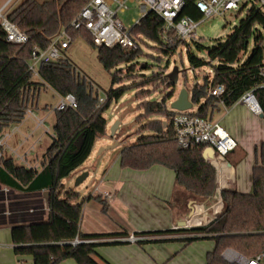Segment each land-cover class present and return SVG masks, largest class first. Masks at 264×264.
Masks as SVG:
<instances>
[{
    "label": "trees",
    "instance_id": "1",
    "mask_svg": "<svg viewBox=\"0 0 264 264\" xmlns=\"http://www.w3.org/2000/svg\"><path fill=\"white\" fill-rule=\"evenodd\" d=\"M89 1L22 2L7 14V18L27 35L28 42L25 45L9 42L0 26V137L7 129L22 123L28 109L37 106L36 99L42 89L51 88L62 96L73 94L78 101L76 110L56 112L53 141L45 152L39 169L20 165L13 158L0 159V228H10L14 254L17 257L30 256L32 264H61L69 259L77 264H101L94 258L98 256L95 248L100 244L71 245L77 238L88 240L101 236L82 234L84 202L77 203L79 194L73 190L66 192L63 181L80 170L98 141L108 137L105 113L113 101L120 100L130 89L138 90L135 100L139 101L136 109L141 111L136 119L140 126L137 131L139 136L133 144L121 149L120 166L136 171L163 166L174 172L176 185L193 196L201 197L207 203L218 198L217 171L203 157L205 148H183L176 140L171 123L174 113L167 106L173 94H168L161 101L147 100L151 95L150 90H144L147 86H152L155 91L162 86L173 89L166 70L161 68L153 72L151 77L137 74L156 66L136 63L146 56L140 41L150 49H159L164 55L173 54L185 43L176 41L174 45L165 44L161 38L164 22L151 13L133 29V35L138 39L136 49L97 47L86 29L75 30L71 27L72 21ZM184 1L185 8L180 18L200 20L202 14L196 8V0ZM63 31L67 32L72 42L76 36H84L97 49L103 68L113 71L112 87L106 93V101L102 105L100 98L93 95L92 83L68 59L42 64L39 78L34 77L29 70L33 48L47 49ZM194 43L200 52H206L207 58H199L189 49L187 55L191 67H209L213 78L206 76L203 83L197 84L190 92L192 103L199 106L193 115L213 120L214 114L219 110V98L210 96L209 92L217 85H224L226 88L220 99L230 109L244 93L264 83L261 75L264 69V11L256 4L247 9L245 16L226 40L217 41L210 47L197 41ZM136 65L139 66L137 75L133 73ZM122 66H127L129 71L124 77ZM140 77L143 79H139ZM126 81L132 83L124 85ZM118 84L121 86L115 89L114 86ZM256 95L264 117V91L259 89ZM155 116L165 118L167 126H164L165 120L151 119ZM255 156L253 192L246 194L234 188H225L221 192L220 213L208 225L139 235H195L171 239L187 244L212 240L215 247L207 254L206 264H230L223 258L227 249L249 259L264 253V144L260 149H255ZM97 199L106 207L104 201ZM168 241L170 239H152L141 244ZM102 262L106 264L105 261Z\"/></svg>",
    "mask_w": 264,
    "mask_h": 264
},
{
    "label": "crops",
    "instance_id": "2",
    "mask_svg": "<svg viewBox=\"0 0 264 264\" xmlns=\"http://www.w3.org/2000/svg\"><path fill=\"white\" fill-rule=\"evenodd\" d=\"M24 1L0 0V10L4 9V13L8 14ZM108 2L113 9L116 8V4L112 0H108ZM39 96L36 99L37 106L33 109L35 113L39 105ZM216 112L219 113L217 122L238 143L237 149L220 164L223 169V180L227 185L226 188H234L241 193L250 194L253 192V168L256 164L255 149L263 139L262 134L259 137L255 136L254 130L250 129L249 124L250 122L260 123V121L264 123V117L255 115L243 105H234L228 111L219 108ZM215 117L216 113L213 120ZM108 128L109 124L107 132ZM38 130L37 121L28 116L22 123L17 124L16 131H12L11 128L7 129L6 133L10 134V137L7 139L8 148L5 151V157L13 158L16 162L18 158L13 153L16 152L20 156L27 155V158H31L30 148L32 147L31 151L36 152V146L43 140V136L36 137ZM35 137L37 140L31 147L27 148V143ZM100 141L96 143L94 149L100 147ZM117 144L118 146L114 148L117 150L115 151L116 156L111 162H108L105 157L106 151L101 150L102 158H105V164L108 166L102 179L95 186V188H99V192L96 193L94 188L90 195L84 197L82 201L83 196L78 193L77 203L84 202L82 234L101 236L91 239L93 241L91 243L100 244L95 248L98 255L95 257L96 261L101 264H103L102 261H105L106 264H206L207 254L214 249L215 244L213 246H201L203 244L201 242L204 240L188 244L180 240H171L195 237V235L176 234L166 235V237H146L147 240L170 239L168 242L146 244L127 242L126 238L132 233L176 230L178 224L190 216L192 209L195 212L205 210L206 201L177 186L174 172L171 170L173 173H170L167 171L169 169L163 166H154L146 171L123 169L120 166V149L122 147L118 142ZM22 150L23 153H21ZM29 162L32 167L40 168L41 163H35L33 156ZM83 168L84 165L80 168L82 170L79 175L86 171ZM100 192L110 193L111 198L105 199L99 195ZM98 197L104 201L106 207L97 199ZM47 206L46 201V212L48 211ZM198 218L194 219L193 222L198 223Z\"/></svg>",
    "mask_w": 264,
    "mask_h": 264
},
{
    "label": "built area",
    "instance_id": "3",
    "mask_svg": "<svg viewBox=\"0 0 264 264\" xmlns=\"http://www.w3.org/2000/svg\"><path fill=\"white\" fill-rule=\"evenodd\" d=\"M116 4L113 9L108 0H90L87 5L81 10L78 16L72 21L71 27L75 30L86 29L92 36L93 43L97 47H121L125 50L136 49L138 46V39L133 35V29L139 26L141 20L147 15L153 13L159 16L163 22L164 27L161 31V38L167 45H174L176 41L183 43L198 41L197 29L199 25L208 18L223 16L228 12L239 13L247 9L249 3L252 1L264 11V0H196V8L202 14L200 20H194L191 17H182L180 14L185 8L184 0H112ZM130 3H139L141 10V19L135 20L134 25L126 27L118 18L120 11L124 12L128 9ZM252 4V5H253ZM0 26L6 33L7 40L16 45H25L28 42V37L25 33L20 31L13 23H11L4 9L0 10ZM72 42V39L63 31L62 34L55 38L50 46L43 50L39 47H34L32 51V59L29 65V70L34 77L39 78V68L42 64L57 62L63 59L62 52L67 50ZM264 79V69L261 71ZM264 91V83L256 85L252 90L244 93L235 105H243L248 108L255 115H262L263 108L256 95L257 90ZM226 92L224 85H217L213 87L209 95L219 98L217 106L224 111H228L223 99H220ZM59 102L56 107V112L67 109L76 110L78 108V101L73 94L65 96L58 95ZM106 101L105 98L100 99V105ZM171 120L176 140L179 146L189 148L192 146H203L205 149H211L214 157L207 156V162L215 167L217 171V190L216 193L220 196L221 192L227 187L224 182L223 169L221 168L222 161H225L228 155L234 152L237 147V141L230 136V134L221 126L219 122L208 118H202L193 115L190 112H175ZM26 116L32 117L37 121L38 127H44L45 133L49 134L50 130L46 125V119L39 118L32 108L28 109ZM12 131L17 130V125L11 127ZM10 134L4 133L0 137V159L5 157V151L8 148L7 139ZM16 158L21 164L28 168H33L27 158V155L20 156L16 152ZM217 162V163H216ZM95 192H99V188H95ZM105 199H110L111 194L108 192L99 193ZM99 198V197H98ZM221 209V205H220ZM187 218L188 229L197 227H204L208 225L216 217L206 221L207 213L205 211L204 220L199 226H193V217ZM204 222V225H203ZM178 227H176V230ZM127 242L136 244L147 241L145 236L137 233H132L126 238ZM91 239L81 240L76 239L71 243L74 247L80 244H90ZM223 258L230 264H264V253L258 255L256 258L249 259L240 253L227 249L223 253Z\"/></svg>",
    "mask_w": 264,
    "mask_h": 264
},
{
    "label": "rangeland",
    "instance_id": "4",
    "mask_svg": "<svg viewBox=\"0 0 264 264\" xmlns=\"http://www.w3.org/2000/svg\"><path fill=\"white\" fill-rule=\"evenodd\" d=\"M252 1L249 3L247 9L252 6ZM247 9H244L241 13L236 12H228L223 16H217L205 19L198 27L197 34H198V43L205 46L210 47L217 43V41H224L226 40L227 36L231 34L233 28L239 23V21L245 16ZM141 10L139 3H130L128 9L124 12L120 11L118 13V18L123 22L126 27H131L134 25L135 20L141 19ZM194 42H188L186 44H182L178 47L177 51L171 55H164L163 53L159 52V49L152 48L145 46L143 42L140 41V46L143 49L144 55L141 57L136 63H150L156 65L158 67H154L150 70H139V66L135 67V75L151 77L153 72L158 71L161 68L166 70V75L171 73L174 68H178L179 73V83L176 87V94L173 96V99L167 102L168 108L171 110V102L178 97L180 91L186 88L188 91H192V89L197 84H202L204 78L206 76L213 78V72L209 67L204 68H197L193 69L189 63L187 52L190 49L192 53H194L199 58H207V54L205 51H199ZM156 46L155 44H151ZM62 55L65 59H68L72 62V64L76 67L77 71L82 75L86 76L89 83L93 85V95L98 98H105L106 93L112 87V75L113 71H107L101 65L98 59V52L97 49L90 44V42L84 36H76L73 42L71 43L69 49L64 50ZM155 58H160L155 59ZM137 73V74H136ZM126 74H129L128 67L122 66V76L124 77ZM139 79H143L140 77ZM132 81H126L124 85L131 84ZM121 85H115L114 88L117 89ZM144 90L151 91V95L147 98V100L151 101H161L164 97L168 94L172 93V89H167L166 87L162 86L158 90H153L152 86H147ZM138 92L135 88L130 89L126 92L122 98L118 101H113L110 108L105 113V117L108 121L109 128H108V137L105 138L104 141H100V147H96L93 150L90 158L85 162L84 168L89 173V177L80 185H76V179L81 172V170L76 171L71 177L65 179L63 181V185L65 186L66 192L69 190H73L74 192L81 193L83 196L81 201L84 197L89 196L91 191L95 188L96 184L100 182L107 169L105 164V158H102V148H108L110 146H114L117 142L120 144V147L131 145L133 144L136 139L138 138V129L139 125L136 123L137 116L141 113L136 109L139 101L135 100V95ZM59 102V98L53 90L46 88L40 91L39 96V105L38 109L36 110L37 115L41 119H46V125L50 130V133H45V128L41 127L37 131V136H43V140L36 146V152L31 151L33 143L37 140L32 139L30 142L27 143V148H30V152H32V156L35 159V163H41L43 156L47 149L50 147L53 141L54 135V124L56 120V107ZM199 109V106H193L191 110L188 112L195 113ZM151 119H166L163 117L155 116ZM219 119V113L216 112L215 122ZM120 122L121 125L117 130L115 137L112 136L111 129L117 123ZM250 129L254 130L255 136L259 137L262 134L261 143H258V149L264 144V123L260 121L257 123L250 122L249 124ZM108 141V143H107ZM263 141V142H262ZM121 150V149H120ZM117 150H106V159L108 162H111L115 159ZM24 151L22 150L21 153ZM34 152V153H33ZM119 152V151H118ZM23 155V154H22ZM28 158V160H31ZM18 164L21 162L16 160ZM21 165V164H20ZM35 168V167H33ZM170 173H173L171 170H167ZM84 173V172H83ZM3 190V189H2ZM4 191L7 193V189L4 188ZM181 192V190H180ZM16 196V194H14ZM180 195V193H179ZM178 196V195H177ZM204 201H207L204 199ZM218 202V199L211 203L206 202V209L201 211V215L198 216V221L204 220V211L207 213L206 221L212 219L213 216L211 213L214 211H220L221 203L216 206V209L208 210L209 207L214 206ZM219 214H217L218 216ZM189 218V217H188ZM205 221V220H204ZM194 222L195 226H198L200 223ZM204 225V222H203ZM201 246H213L212 240H204L201 242ZM141 244V243H140ZM146 244V243H145ZM164 245V244H159ZM12 246V247H11ZM215 247V245H214ZM95 258V257H94ZM96 260V258H95ZM0 264H32V258L30 256H20L17 257L13 251V245L11 240V232L9 228H0ZM61 264H77L76 261L69 259L65 260Z\"/></svg>",
    "mask_w": 264,
    "mask_h": 264
},
{
    "label": "water",
    "instance_id": "5",
    "mask_svg": "<svg viewBox=\"0 0 264 264\" xmlns=\"http://www.w3.org/2000/svg\"><path fill=\"white\" fill-rule=\"evenodd\" d=\"M179 73H180L179 69L178 68H174L173 71L167 75L168 79L170 80V82L174 86L173 89H172L173 96H175V94H176V87H177V85L179 83ZM193 106H194V104L191 101V97H190L189 91L186 88H184V89H182L180 91L178 97L175 98L171 102V111L187 112V111L191 110L193 108ZM260 116L263 117V114L260 115ZM120 125H121V123L118 121L112 127L111 132H112V136L113 137H115V134H116L117 130L119 129ZM164 126L165 127L167 126V122L164 123ZM117 146H118V144L116 143L114 146H110L108 148H103L102 150L103 151L112 150V149H114ZM207 156H209L210 158L214 157V154H213L211 149H205L204 150L203 157L205 158V160H207ZM88 177H89V173L88 172L81 173L80 175H78V177L76 179V185L77 186L80 185ZM194 213H195V211H194V209H192L189 217H192L194 215ZM177 227L180 230L188 229L186 221L180 222Z\"/></svg>",
    "mask_w": 264,
    "mask_h": 264
},
{
    "label": "bare ground",
    "instance_id": "6",
    "mask_svg": "<svg viewBox=\"0 0 264 264\" xmlns=\"http://www.w3.org/2000/svg\"><path fill=\"white\" fill-rule=\"evenodd\" d=\"M217 163V162H216ZM217 196H218V202L216 203V204H214V206H211V207H209L208 208V210H211V209H216V206L218 205V204H220L221 203V201H220V196H219V194L217 193ZM196 214H195V217H193V221H194V219H196L198 216H200L202 213L201 212H195ZM204 213H205V211H204ZM220 213V211H214L213 213H211L213 216H215L216 217V215L217 214H219ZM193 226H195L194 225V222H193Z\"/></svg>",
    "mask_w": 264,
    "mask_h": 264
}]
</instances>
